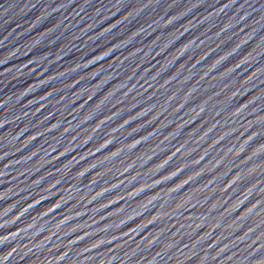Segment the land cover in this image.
<instances>
[{
    "label": "water",
    "instance_id": "obj_1",
    "mask_svg": "<svg viewBox=\"0 0 264 264\" xmlns=\"http://www.w3.org/2000/svg\"><path fill=\"white\" fill-rule=\"evenodd\" d=\"M0 264H264V0H0Z\"/></svg>",
    "mask_w": 264,
    "mask_h": 264
}]
</instances>
